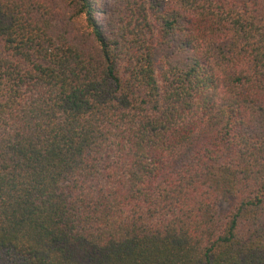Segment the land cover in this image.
Returning <instances> with one entry per match:
<instances>
[{
	"label": "trees",
	"instance_id": "1",
	"mask_svg": "<svg viewBox=\"0 0 264 264\" xmlns=\"http://www.w3.org/2000/svg\"><path fill=\"white\" fill-rule=\"evenodd\" d=\"M0 264H264V0H0Z\"/></svg>",
	"mask_w": 264,
	"mask_h": 264
}]
</instances>
